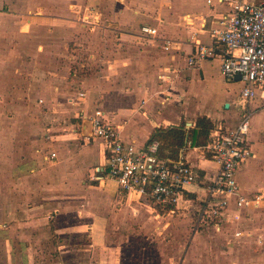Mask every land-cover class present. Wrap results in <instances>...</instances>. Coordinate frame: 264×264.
Here are the masks:
<instances>
[{
  "label": "crops",
  "instance_id": "0c3cea01",
  "mask_svg": "<svg viewBox=\"0 0 264 264\" xmlns=\"http://www.w3.org/2000/svg\"><path fill=\"white\" fill-rule=\"evenodd\" d=\"M65 1H67V10L65 11L69 13V9L73 3L75 4V0H0V20L5 16L8 18L13 10L21 15L26 9L31 7H47L51 9L52 13L57 12L56 14L60 15L59 11H64L62 7H64L63 3ZM91 1L88 0L85 5L91 4ZM115 1L94 0L93 2H95L96 6H98L99 2H102L101 4L111 7V4L115 3ZM126 1L119 0V3L116 4L118 7L117 12H115L117 21L120 14L121 19L119 20L122 21L123 19ZM133 1L143 3L144 5L140 4L141 8L144 6L151 7V5L159 6L157 8L161 22L155 19H148L147 23H143V21L139 23L136 20H140L139 18L142 15L140 14L141 9L137 8L136 11H133V15L136 13L133 19L137 23L134 21L132 23H134L133 30L135 32L138 31L140 34L143 26L157 29L158 36L156 39L160 40V47L139 51V57L144 56L142 57L144 63L139 62L134 65L137 67H133L134 79H131L132 90L123 92L121 88L123 95L116 92L113 96L107 92L104 95L116 99L115 103L113 100L107 101L112 104L114 103L115 107H117V117L120 121L117 124L124 128L121 133L122 138L127 142H134L138 146H142L158 129H168L169 127L184 125L186 130L191 131L196 128L197 121L204 117L209 119L215 128L220 126L233 129L239 124L242 111L248 109L252 112L249 142L254 156L240 168L237 174V181L240 191L244 196L252 198L258 194L264 195V101L256 98L248 103V105L244 103L240 98L242 89L240 90V94H236L231 90V86L228 84L229 81L222 73V61L219 58L203 61L194 67L188 65V58L193 52L194 42H210L209 31L217 27V20L229 11V0H225L224 2H221V0H211V4L208 3V0ZM248 1L251 3H261L264 0ZM51 16L53 17L54 15L51 14ZM17 17L20 19L19 15ZM167 41L173 43L171 49L165 48ZM167 80H169V84L165 83L162 86L163 90L169 85L170 96L175 98L184 96L185 99L180 109L176 108L177 106L169 104V110L164 112L157 103H161L164 99L163 96L160 97L158 95V88H160L159 83L161 81L165 82ZM152 82H155V85H152ZM235 82L238 83L240 81ZM241 84L243 88V83ZM102 96L101 93L93 99L96 104L95 106L81 107L77 111L75 118L77 123H80L76 127L78 128L77 130L81 131L78 133H80L84 144L81 147L77 146L78 150L75 147L65 145L66 148H59V156L57 150L49 153L48 160L51 159V154L53 153L56 154V157L52 159L58 160L55 164L56 167H53L54 169L50 177L53 186L60 188V190L64 189L63 186L72 185L73 187H83L85 189L87 187L89 188L87 192H90L91 189L100 192L105 191L102 194L99 193L103 197V200H106V198L104 199V194L106 195V192H109L105 189L107 186H110L112 191H118L122 195L125 200V206L117 210L118 213L116 214H110L106 209L99 211L95 216L91 213L89 222L93 221V216L95 221L93 225H89L87 223V213L85 211L82 212L80 209L77 211L73 210L68 203L61 202L59 204L57 202L59 205L64 206L62 208H48V206L41 205V202H35L32 206L21 205L17 201H27L29 199L37 201L42 198H48L46 195L50 190L49 184L42 185L40 182L44 179V175L40 172L43 166L39 165L41 161L38 160L32 164L30 163L33 168V174L20 176L17 179L7 176V184L13 185L14 188L11 191H7V198L10 201L7 205V213H5V210L0 212V261H4L5 264H97V262L98 264H108L109 261L106 259L104 261L101 259L97 261L95 252L94 256L92 254L94 249H86L82 243H86L84 237L88 233L90 236L94 234L100 242L103 236L100 226H103L106 222L111 223V221L118 224V218L124 216L132 222L133 226L140 229L148 223H150L151 227H163L160 223L167 220V218H171L169 223L164 222V228L170 226L175 234V239L172 243H169L168 259L159 256L155 257V250L153 251L154 253H150L153 255L152 258H156L157 264H159L160 260H162V264H231L232 261H234L233 264H240V262L237 263L238 258L225 262L222 255L213 252V254H210L207 248L208 241L204 240L198 231L191 235L189 241H187L186 234L191 230L189 226L191 224L190 216H186L184 213L175 215L158 214L139 204L138 201H134L133 197L120 192L117 185L111 181L101 183L100 185L90 182L89 170L103 162V147L99 142L88 141L85 137L91 133L92 128L90 122L84 117H91L98 108H102L109 120L114 124L110 115L101 105L103 102ZM191 96L195 98L193 100L197 105L194 110L188 107V100H190ZM40 102L43 103L42 100ZM119 103L128 105L119 106ZM188 119L195 120L192 124L186 123V125L183 123ZM208 139L203 140L202 145ZM62 149H66L65 154H63ZM72 151H78V154L68 155ZM187 155L190 162L201 169L203 176L210 178L217 172L218 167L215 163L201 158L196 152L191 151V149L187 151ZM39 166H41L40 169H38ZM57 168H64V170L60 172ZM54 172L57 173L55 174ZM84 173L88 176L86 177L85 175V179H83ZM31 179H35V182ZM26 183L30 189H24V184ZM17 189L20 191L16 192ZM38 190H41V192L39 193ZM32 193L38 197L33 198ZM114 196L116 195L114 194ZM56 198L53 195L52 199ZM100 204L103 208V203L100 202ZM260 206L245 208L241 213L240 219L236 220L234 218L237 214L236 207L235 205H231L226 220L227 224H229L219 231V235L225 237L228 243H237L249 238L253 241L255 240L256 245H262L263 236L260 234L254 238L256 232L252 230V223L258 217L257 211L263 209ZM52 215H56L59 218L55 222H51L49 220H53ZM81 215H84V221L82 223L79 221L78 225L71 226L75 221L82 220ZM66 217L69 219L64 220L63 224L60 218ZM97 217H101V220L104 219L105 222L99 223L100 221H97ZM149 228L145 230H149ZM238 232L242 234L240 237H236V233ZM57 235L61 238L60 242H56L55 240ZM74 235L79 238L73 239ZM90 240H87V243H91ZM46 243H58V246L53 245L55 250H61L56 260H54L53 255L48 258V255L44 253L46 246L49 245H46ZM68 243L76 244L73 246ZM133 247L138 248L136 246ZM69 248H75V251L71 252ZM122 250H125V248ZM135 251L130 264L151 263L150 260L142 258L143 255H135ZM136 252L139 253L138 251ZM72 253L73 255H71ZM241 258L243 260L255 259L254 256L247 254H244ZM122 260H124L123 256L119 258L120 264H129V262L125 263L127 262L126 259L124 262ZM153 262L155 263V261Z\"/></svg>",
  "mask_w": 264,
  "mask_h": 264
},
{
  "label": "rangeland",
  "instance_id": "374dc122",
  "mask_svg": "<svg viewBox=\"0 0 264 264\" xmlns=\"http://www.w3.org/2000/svg\"><path fill=\"white\" fill-rule=\"evenodd\" d=\"M93 1L85 5L88 0H75L69 13L65 11L67 10V1H65L62 7L64 11H59L60 15H57V12L52 13L47 7H31L21 15L13 10L8 16L9 19L5 16L0 20V212L5 210L7 213V205L10 203L7 191L14 188L13 185L7 184V176L17 179L20 176L33 174L31 164L38 160L41 161L39 165L45 166L44 168L42 166L43 169L39 166L38 169L41 168L40 172L44 175V179L40 181L42 185L49 184L50 190L46 195L48 198L37 201L19 200L17 201L19 204L32 206L35 202H41V205L48 206V208H62L64 206L59 205L61 202L68 203L73 210L80 209L88 214L86 216H88L89 225H93L94 216L99 211L106 209L110 214H116L117 210L125 206L122 195L118 191H112L110 186L105 189L109 191L106 195L104 194L106 200L99 195L105 191L91 189L87 192L89 189L87 187L85 189L72 185L63 186L64 189L61 190L54 187L50 175L58 160L47 159L51 151L57 150L58 153L59 148H66L65 145L78 150L77 146L81 147L84 144L78 133L81 131L77 130L80 122L77 123L75 117L79 108L95 106L93 99L98 94L102 93L101 105L122 133L124 128L117 124L120 121L117 117V107L114 104L116 99L104 95L106 92L112 96L115 92L123 95L124 91L132 90L133 67H137L134 65L139 62L144 63L142 58L144 56L139 57V51L160 47L158 38L145 37L138 31L135 32L134 23H132V21L135 22L133 16L136 15V13L133 15V11L137 8L141 9L140 14L142 15L140 20H136L139 23L142 21L147 23L148 19L161 22L157 8L159 6L150 4L151 7L141 8L140 4L143 3L127 0L123 19L119 20L121 19L120 14L117 21L115 12H117L116 4L119 0L113 3L115 6L111 4V7L101 4L102 2L96 6ZM16 14L20 16V19ZM51 14L54 16L52 17ZM165 83L169 84V80L159 83L158 95L163 96L164 99L161 103H157L164 112L169 110V104L180 109L185 99L184 96L178 98L170 96L169 85L164 90L162 88ZM228 84L233 92L240 94L242 89L240 82L229 81ZM152 85H155V82H152ZM193 99L195 98L191 96L188 100V107L192 110L197 106ZM107 100L109 102L113 100L114 103H109ZM122 105L127 106L128 104L119 103V106ZM194 120L188 119L183 123L192 124ZM62 151L65 154L66 149ZM74 153L78 154V151H72L68 155L72 156ZM57 170L61 172L64 168H57ZM85 175L84 173L83 179ZM31 180L35 182V179ZM24 189H30L27 183L24 184ZM19 191L17 189L16 192ZM38 192L40 193L41 190ZM31 195L33 198L38 197L33 193ZM53 195L57 198L52 199ZM100 202L103 203V208ZM260 207L263 209L257 211L258 217L252 223V230L256 232L254 238L260 234L264 238V202ZM178 212L191 217L189 225L191 230L186 234L187 241L197 232V229L204 240L208 241L209 253L222 255L225 262L238 258L237 263L240 262V264H264V240L262 245H256L255 240L249 238L237 243H228L214 227H195V208ZM91 213L94 215L93 221L89 222ZM81 216L82 220L75 221L71 226L78 225L79 221L82 223L84 215ZM52 217L53 220H49L51 222L59 218L56 215ZM60 219L63 223L69 218ZM170 220L171 218H167L164 222L169 223ZM226 220L227 217L223 219L221 229L229 224ZM97 221L105 222L104 219L101 220V217H97ZM164 222L160 223L163 227H151L148 223L149 225L140 229L133 226L126 217L120 216L118 224L111 221V223L106 222L100 226L103 233L100 242L94 234L90 236L88 233L84 237L86 243L82 245L84 244L86 249H94L92 254L94 256L95 252L97 261L106 259L109 261L108 264H120L121 256H123V262L126 259L125 263L130 264L134 257V250L139 252L135 251V255L140 254L143 255L142 258L150 260L151 263L147 264H157L156 258H152L153 255L150 253H154L155 250V257L168 259L169 243L175 239L171 227L164 228ZM146 228L149 230H145ZM77 237L74 235L73 239ZM55 240L60 242L59 235ZM87 240L91 243H87ZM68 244L74 246L76 243ZM46 245L48 246L44 253L48 255V258L53 255L56 260L61 250H55L53 245L58 246V243H46ZM124 248L125 250H122ZM69 249L71 252L75 251V248ZM244 254L254 256L255 261L253 259L243 260L241 257ZM160 261L159 264H162V260ZM233 263L234 261L231 262ZM0 264H5V262L1 260Z\"/></svg>",
  "mask_w": 264,
  "mask_h": 264
},
{
  "label": "built area",
  "instance_id": "2783aa9c",
  "mask_svg": "<svg viewBox=\"0 0 264 264\" xmlns=\"http://www.w3.org/2000/svg\"><path fill=\"white\" fill-rule=\"evenodd\" d=\"M228 2L229 11L209 31L210 42H194L188 65L194 67L219 58L228 81L240 77L243 83L240 98L244 103L256 98L264 101V1ZM140 32L145 37L158 36V30L149 26H143ZM172 47L173 43L167 41L165 48ZM84 118L92 128L85 137L103 147V162L89 170L90 182L100 185L111 181L120 192L153 212L175 215L180 210L195 208V227H214L220 231L231 205H235L234 218L239 220L245 208L264 202L263 194L244 196L237 181L240 168L254 156L249 142L252 112L248 109L242 111L235 128H214L205 144L188 143L177 158L167 159L160 157L158 140H148L142 146L125 141L102 108ZM189 149L215 163L217 172L210 178L203 176L201 169L190 162ZM55 157L56 154H51V158ZM241 235L236 233V237Z\"/></svg>",
  "mask_w": 264,
  "mask_h": 264
},
{
  "label": "trees",
  "instance_id": "16d2710c",
  "mask_svg": "<svg viewBox=\"0 0 264 264\" xmlns=\"http://www.w3.org/2000/svg\"><path fill=\"white\" fill-rule=\"evenodd\" d=\"M215 126L207 118L197 121L196 128L188 131L185 126L169 127L168 129H158L150 137V140H158L161 143L160 157L162 159L177 158L180 151L191 143L201 146L203 140L210 137Z\"/></svg>",
  "mask_w": 264,
  "mask_h": 264
},
{
  "label": "water",
  "instance_id": "95a60500",
  "mask_svg": "<svg viewBox=\"0 0 264 264\" xmlns=\"http://www.w3.org/2000/svg\"><path fill=\"white\" fill-rule=\"evenodd\" d=\"M236 81H240V77H237V78H236Z\"/></svg>",
  "mask_w": 264,
  "mask_h": 264
}]
</instances>
